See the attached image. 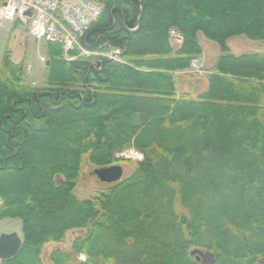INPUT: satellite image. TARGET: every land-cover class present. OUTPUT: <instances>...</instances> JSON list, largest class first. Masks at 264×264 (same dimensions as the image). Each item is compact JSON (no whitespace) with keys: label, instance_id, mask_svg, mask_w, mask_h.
I'll return each instance as SVG.
<instances>
[{"label":"trees","instance_id":"obj_1","mask_svg":"<svg viewBox=\"0 0 264 264\" xmlns=\"http://www.w3.org/2000/svg\"><path fill=\"white\" fill-rule=\"evenodd\" d=\"M95 1L81 46L122 61L77 48L68 59L47 41L37 86L4 50L0 219L21 220L23 243L0 264L264 261V50L229 44L264 41V0ZM200 33L219 53L206 86L181 92L180 75H198L187 71ZM129 149L143 156L129 177L78 197L83 163L115 165ZM65 239L45 262L44 247Z\"/></svg>","mask_w":264,"mask_h":264},{"label":"rangeland","instance_id":"obj_2","mask_svg":"<svg viewBox=\"0 0 264 264\" xmlns=\"http://www.w3.org/2000/svg\"><path fill=\"white\" fill-rule=\"evenodd\" d=\"M203 43L205 42V48L210 49L212 54L217 56L215 49L209 47L210 44L214 43L204 36ZM233 51L237 54L249 52V51H261L264 50V41H254L246 38L245 36H236L229 42ZM12 50V56L16 60L25 59V71L28 76V80L33 85H41L44 78L45 64L40 62V57L44 56L46 58V43L44 41H37L34 37L28 36L24 27L22 25H15L13 27L0 28V62L4 54L6 46ZM214 45H216L214 43ZM217 49L219 47L216 45ZM112 51H104L92 53L93 56L102 55L108 57L106 54H110ZM70 59V55H65ZM122 59V58H121ZM204 71L202 73H197V76H187L180 75L177 81V88L179 91H192V89L202 90L206 86V76L208 75L209 66L207 63H204ZM200 82V83H199ZM142 154L135 149H129L121 154L117 155V158L120 160L116 165H120L123 168V176L121 179L129 177L135 170L137 162L142 159ZM96 169L91 164L83 163L81 167L80 176L77 180V195L80 198H89L95 196L96 193L109 185L106 182H102L98 179L93 171ZM17 232L22 238V222L17 218H5L0 219V236L4 233H13ZM70 235V233H69ZM68 237V236H67ZM67 239L58 243L47 244L43 249V259L45 262L49 263L50 253L59 246L66 245ZM81 258H85L82 256ZM204 262L211 261L212 258L209 254L205 253L202 256ZM259 264H264V261L259 262Z\"/></svg>","mask_w":264,"mask_h":264},{"label":"built area","instance_id":"obj_3","mask_svg":"<svg viewBox=\"0 0 264 264\" xmlns=\"http://www.w3.org/2000/svg\"><path fill=\"white\" fill-rule=\"evenodd\" d=\"M102 12V4L95 0H0V28L22 25L28 36L37 41H55L64 45L66 54L85 50L80 37L91 27ZM170 36L176 43L183 42V35L171 29ZM108 58L122 61L119 49H112ZM45 62V57H40ZM203 66L193 61L188 73H202Z\"/></svg>","mask_w":264,"mask_h":264},{"label":"water","instance_id":"obj_4","mask_svg":"<svg viewBox=\"0 0 264 264\" xmlns=\"http://www.w3.org/2000/svg\"><path fill=\"white\" fill-rule=\"evenodd\" d=\"M93 174L102 182L113 183L121 180L123 168L120 165L96 168ZM22 238L17 232L4 233L0 236V258L9 259L16 256L22 246Z\"/></svg>","mask_w":264,"mask_h":264},{"label":"crops","instance_id":"obj_5","mask_svg":"<svg viewBox=\"0 0 264 264\" xmlns=\"http://www.w3.org/2000/svg\"><path fill=\"white\" fill-rule=\"evenodd\" d=\"M202 36H204V35L200 33L199 34V38H200V42H201L202 47H203V53H202V55L200 57H198L196 59V61L199 62L202 66H204V63H207V65L210 67L212 65V63L215 61L216 56L214 54H212L210 49L205 48V44H207V43L206 42H205V44L203 43L204 39H202L203 38ZM232 39L233 38H231L229 40V42ZM208 44H210L209 47L215 49L216 53H219V50L217 49L216 45H214V43H208Z\"/></svg>","mask_w":264,"mask_h":264}]
</instances>
